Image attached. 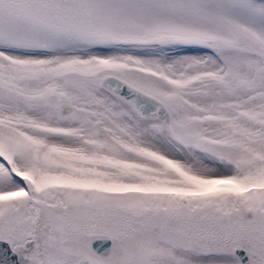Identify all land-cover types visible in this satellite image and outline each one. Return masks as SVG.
Listing matches in <instances>:
<instances>
[{
  "label": "snow or ice",
  "instance_id": "6c2138e0",
  "mask_svg": "<svg viewBox=\"0 0 264 264\" xmlns=\"http://www.w3.org/2000/svg\"><path fill=\"white\" fill-rule=\"evenodd\" d=\"M0 264H264V0H0Z\"/></svg>",
  "mask_w": 264,
  "mask_h": 264
}]
</instances>
